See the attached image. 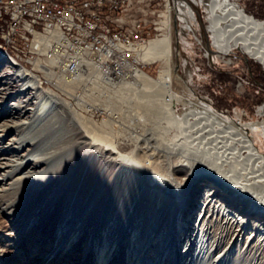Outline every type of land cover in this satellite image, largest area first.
I'll return each mask as SVG.
<instances>
[{"label": "bare ground", "instance_id": "bare-ground-1", "mask_svg": "<svg viewBox=\"0 0 264 264\" xmlns=\"http://www.w3.org/2000/svg\"><path fill=\"white\" fill-rule=\"evenodd\" d=\"M179 1L187 31L198 24L194 5L204 6L218 58L229 64L238 49L264 66V20L232 0ZM164 28L127 45L133 60L113 66L87 52L62 60L59 39L37 37L49 68L63 73L40 58L35 69L75 90L72 102L0 45V215L25 239L24 255L10 263L5 251L18 238H4L0 264L46 260L61 244L55 261L63 264L76 250L80 264H264V122L259 146L241 122L175 87L169 18ZM136 55L162 61L157 78ZM258 111L264 116V103ZM97 112L106 115L100 123ZM151 115L150 129L131 126ZM65 118L72 132L46 135Z\"/></svg>", "mask_w": 264, "mask_h": 264}, {"label": "rangeland", "instance_id": "rangeland-1", "mask_svg": "<svg viewBox=\"0 0 264 264\" xmlns=\"http://www.w3.org/2000/svg\"><path fill=\"white\" fill-rule=\"evenodd\" d=\"M143 1L145 2L144 12H142V14L140 13L137 17L138 19L143 18V22L145 23V30L148 32L147 41H151L157 37H161L164 33L167 32V28H164V24L166 19L169 18L172 31L171 35L173 34L172 67H176L175 62L178 67L176 68L177 78L173 76L174 74L172 71V79L174 86L180 89L182 93H185L186 95L193 94L200 100H206L211 102L220 112L232 117L235 121L241 122L243 126L247 129L249 135L254 138V140L259 146H261V135L259 133L262 130L261 124L264 122V116L263 114H260L258 110L259 106L264 103V66L257 60L249 57L244 52L238 49L230 53L228 58L231 59V63L229 64L226 63L224 60L218 58V53L215 52L212 46V38L207 29V13L205 11L204 6L194 5L197 10L196 13L198 15V24H191L192 31H187L183 28L182 22L180 21V18L183 17L185 13L184 11L178 8V3L180 2L179 0H172V4L171 0H166L169 6L166 5L165 0ZM232 1L236 2L241 7H243L248 14L253 15L257 19L264 20V0ZM137 9L138 6L132 4L130 6H127L126 10L122 14H125L126 17H130V20H133L136 17L135 11ZM131 23L132 22H130V24ZM182 37L185 38L184 40L186 41V43H184ZM179 40L182 42V44H179ZM176 55L179 61L176 60ZM39 60H42L44 64H46V70L48 69L47 71L52 70L49 68V65L51 63L48 64L47 62L49 61L47 54ZM136 61L138 66L142 70H144L154 78H157L160 70L165 66L162 61L154 63L142 62L140 61L139 56H137ZM23 63L22 65L25 66L27 69L34 71L36 75L39 74L38 72H36L38 69H35L36 62L33 63V67L32 63ZM5 65V63L1 65L0 70H5ZM54 72L56 74L63 73V71L61 70ZM180 75L182 76L183 80L188 81V83L190 84L188 85V88L190 87L194 89V93L182 86V81H180L179 79ZM38 77L40 79V82H42L44 89H54L55 92L60 94L63 99L71 102L73 101L72 96H70L68 93V91L71 92L72 90L68 89L67 87H64V85L62 84L59 85V87L61 88L56 87L54 85L55 82H57L56 79H54L53 81V79H49L48 77H46L44 73L39 74ZM45 81L49 85H47ZM73 92H75V90L72 91V93ZM37 99L38 98H33L32 102L36 101ZM29 107L31 108V106ZM75 107L77 111L82 112L83 114H86L88 116L90 115L89 113H85L84 110L79 108L77 105ZM182 107V105L178 106V113L180 112V109H182ZM105 117L106 115L102 112H97L94 116V119L96 120V122L100 123ZM147 117L148 119H146V121L138 120L133 124H131V121L129 125L131 124L133 128L134 126H138L141 129H150V126L152 127V125L154 124L153 121L155 119L152 117V115ZM130 118L132 119L131 116ZM66 123V118L61 119L60 122L55 124V129L45 131L46 135L50 134L51 131L58 132L61 135L67 130L72 132L70 129H68ZM1 140L3 144L5 143V141L8 142V139ZM61 141L64 142V139ZM121 142L126 145L124 149L129 151L131 146L128 144V141L121 140ZM1 145L2 144H0V146ZM9 157L18 160L17 157H14L12 155H10ZM58 161L59 156H54L51 158V162L53 163H56ZM89 163H91V161H89ZM161 168L162 170H164L163 166ZM0 176L1 181L4 179V176ZM11 228H14L13 219H9L4 215H0V254L2 253L1 250L3 249L4 244L2 243V240L7 237L11 238L14 234H17L18 243L14 241V243H17L15 246L10 245V243L7 250L5 248V254H7V259L9 260V262L15 263L19 258H22V256L24 255L23 248L25 245V239H21V233L17 231H12ZM62 248L63 245L61 244L55 250L52 249L51 252L53 250L55 251L54 255L48 257L46 260L43 259L41 261V259H38V261L32 263V257H30L23 260L24 262L22 264H63L58 263V261H55V255ZM80 258H82V252L76 250L72 253L69 262L66 264H80L79 262L77 263Z\"/></svg>", "mask_w": 264, "mask_h": 264}, {"label": "built area", "instance_id": "built-area-1", "mask_svg": "<svg viewBox=\"0 0 264 264\" xmlns=\"http://www.w3.org/2000/svg\"><path fill=\"white\" fill-rule=\"evenodd\" d=\"M132 4L138 9L130 20L122 13ZM144 5L143 0H0V45L11 55L32 61V67L45 56L35 43L41 35L59 39L61 51L66 47L62 60L87 52L96 65L130 63L133 56L127 45L147 41L143 18L137 17Z\"/></svg>", "mask_w": 264, "mask_h": 264}, {"label": "flooded vegetation", "instance_id": "flooded-vegetation-1", "mask_svg": "<svg viewBox=\"0 0 264 264\" xmlns=\"http://www.w3.org/2000/svg\"><path fill=\"white\" fill-rule=\"evenodd\" d=\"M179 44H182L180 40H179ZM176 60L179 61L178 58H177V55H176ZM175 66H176L175 68H178L177 65H176V62H175ZM175 71H176L175 74L177 75V69H175ZM179 79H181L180 81L183 80L181 75H180ZM185 83L188 84V85H190L189 83H187V80H185V82L184 81L181 82L182 86H184Z\"/></svg>", "mask_w": 264, "mask_h": 264}]
</instances>
